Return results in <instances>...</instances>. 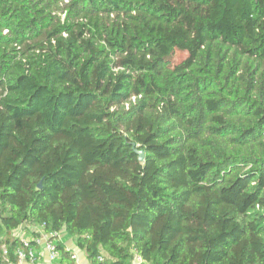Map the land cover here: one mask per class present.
Segmentation results:
<instances>
[{
  "label": "trees",
  "instance_id": "16d2710c",
  "mask_svg": "<svg viewBox=\"0 0 264 264\" xmlns=\"http://www.w3.org/2000/svg\"><path fill=\"white\" fill-rule=\"evenodd\" d=\"M35 226L89 264H264V0H0V264Z\"/></svg>",
  "mask_w": 264,
  "mask_h": 264
},
{
  "label": "built area",
  "instance_id": "2783aa9c",
  "mask_svg": "<svg viewBox=\"0 0 264 264\" xmlns=\"http://www.w3.org/2000/svg\"><path fill=\"white\" fill-rule=\"evenodd\" d=\"M56 235L60 236L59 233H47V232H38V235L33 238L35 243L41 244L43 249L46 252L47 259L49 261H58L59 260V253L55 249L54 242L50 239V236ZM3 253H6V250L3 249ZM16 255L18 259L23 260L25 264H36L37 263V255L36 252L33 250L29 240L21 239V245L16 250ZM71 259L77 264V255L72 252ZM67 264V263H63ZM132 264H145L142 258L135 254L133 257Z\"/></svg>",
  "mask_w": 264,
  "mask_h": 264
},
{
  "label": "crops",
  "instance_id": "0c3cea01",
  "mask_svg": "<svg viewBox=\"0 0 264 264\" xmlns=\"http://www.w3.org/2000/svg\"><path fill=\"white\" fill-rule=\"evenodd\" d=\"M19 229L13 231L12 235L19 237L20 239H27V240L33 239L35 236L38 235V232L43 231L41 226H35V227H29L26 230L22 229V233H16ZM30 231L36 232L37 235L32 236ZM25 233H27V235ZM59 238L66 244L67 248L72 249V252H74L77 255V264H89V262L86 259L85 253L74 245V243L71 241V238L67 236L62 237V235H60ZM33 243L34 244L31 246L37 255L36 264H59L58 261H49L47 259L46 252L41 244L35 242ZM17 264H25V262L23 260L18 259Z\"/></svg>",
  "mask_w": 264,
  "mask_h": 264
},
{
  "label": "rangeland",
  "instance_id": "374dc122",
  "mask_svg": "<svg viewBox=\"0 0 264 264\" xmlns=\"http://www.w3.org/2000/svg\"><path fill=\"white\" fill-rule=\"evenodd\" d=\"M185 57V54L180 52V51H174L172 56H171V60L174 62L180 61L182 58ZM16 233H22V228H20ZM27 235V233H25ZM60 235H62V237H66L65 233H61ZM71 241L73 242V240L71 239Z\"/></svg>",
  "mask_w": 264,
  "mask_h": 264
},
{
  "label": "bare ground",
  "instance_id": "6f19581e",
  "mask_svg": "<svg viewBox=\"0 0 264 264\" xmlns=\"http://www.w3.org/2000/svg\"><path fill=\"white\" fill-rule=\"evenodd\" d=\"M60 239V238H59ZM33 240V239H32Z\"/></svg>",
  "mask_w": 264,
  "mask_h": 264
}]
</instances>
